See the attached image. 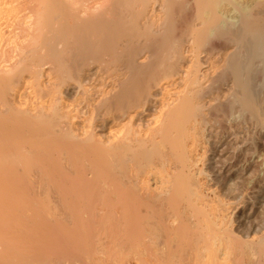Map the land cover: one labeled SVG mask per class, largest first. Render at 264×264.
Returning a JSON list of instances; mask_svg holds the SVG:
<instances>
[{
    "label": "bare ground",
    "instance_id": "6f19581e",
    "mask_svg": "<svg viewBox=\"0 0 264 264\" xmlns=\"http://www.w3.org/2000/svg\"><path fill=\"white\" fill-rule=\"evenodd\" d=\"M263 90L264 0H0V264H264L203 170Z\"/></svg>",
    "mask_w": 264,
    "mask_h": 264
},
{
    "label": "rangeland",
    "instance_id": "374dc122",
    "mask_svg": "<svg viewBox=\"0 0 264 264\" xmlns=\"http://www.w3.org/2000/svg\"><path fill=\"white\" fill-rule=\"evenodd\" d=\"M188 53L190 55V51ZM227 87H224L222 93H228ZM262 93V95L259 93L260 99L264 98V90ZM68 97H71V93ZM211 119L213 120V118ZM212 120L209 124H212L213 130L210 124L204 148L207 162L204 161L203 167L205 168L203 170L206 172L205 175L208 173L206 177L210 178V180L207 179V182H211L208 185L215 189L225 202L231 204L229 207L231 213L232 210L235 211L233 220L236 221L237 229L247 228L255 232L258 226V230H261L264 228L262 225L264 224L262 221V218L264 220V167L259 162L264 158V128L256 125L254 121L246 119L247 123L244 120L236 123L237 125H234V122L225 123L223 125L226 126L225 130L224 127L221 128L220 125H216V121L212 122ZM229 125H232L231 128ZM255 126L259 127L255 128ZM252 178L256 180L252 182L254 180L251 181ZM231 207L233 208L231 209ZM257 220L263 223H259Z\"/></svg>",
    "mask_w": 264,
    "mask_h": 264
}]
</instances>
